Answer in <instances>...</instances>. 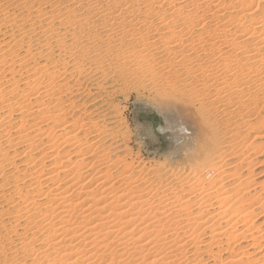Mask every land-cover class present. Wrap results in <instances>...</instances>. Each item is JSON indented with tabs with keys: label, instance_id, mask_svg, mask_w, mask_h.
Listing matches in <instances>:
<instances>
[{
	"label": "bare ground",
	"instance_id": "obj_1",
	"mask_svg": "<svg viewBox=\"0 0 264 264\" xmlns=\"http://www.w3.org/2000/svg\"><path fill=\"white\" fill-rule=\"evenodd\" d=\"M237 1L243 4L239 12L233 11L234 6L227 4L226 0H6L3 8L0 7V16L7 21L6 24H10L11 41L8 45L13 46L7 47L10 48L8 55L19 60L18 67L24 69L30 66L26 58V62L19 58L21 54L17 55L18 50H23L28 57H41L43 54L51 56L58 49L65 56L58 60L51 59L53 56L47 58L46 63H38L30 74L24 73L27 74L25 77L20 78L21 75L17 80L12 78L13 81L4 84L0 81L4 86L0 89V177L3 178V183L0 182V202L4 199L7 203V210H0V222L6 220L14 226L25 219L26 226L31 225L29 230H21V233L15 230V234L21 237L20 253L17 246L7 252L21 254L18 256L23 259L22 264H205L206 254L224 250L223 244L229 247L224 239L230 237L228 240H232L231 235L234 243L246 237L252 241H264V233L256 235L260 232H252L255 228L253 224L242 226V231L234 228L239 221L245 224L255 211H264L263 200L260 202L259 197V200L252 198L258 184L256 179H250L252 174L245 177L239 173L251 167L252 159H248L254 151L258 153L260 149L257 147L261 144L256 141L264 136L261 135L264 133L263 122L251 132L248 128L254 121L244 117V114L249 116L254 113L251 106L257 105V102L264 103V0ZM256 9H261V14H258L261 19L256 18L258 15H254V19L251 17ZM140 15L152 21L147 25H138L137 16ZM24 37L33 40L31 44L25 45ZM134 43V49L129 50V45ZM0 45H4L3 49L8 46L7 43ZM3 49L0 48V53ZM114 52L123 57L117 64V71L126 74L133 83L151 82L149 77L161 73L162 77H159L167 83L183 82L189 78L196 88V91L192 90L196 93L195 96L191 94L193 97L182 94L188 99L172 95L170 98H158V102L149 100L160 107V114L166 123H171L173 128L183 124L185 132H197L195 136L198 139L192 149L193 155L189 154L194 163L188 168L189 172L188 169L185 170L187 173L176 169L174 173L177 174L167 177L166 174L169 175L173 169L171 172L167 170L166 177L157 174L159 181L164 179L166 184L160 186L158 194H155L157 204L154 206L151 204L154 194H150V204L144 198L147 196L139 197L143 185L135 186L132 182L134 178L129 184L124 180L126 186H132V182L136 190H129L134 193L133 196L132 193L125 196L122 194L125 191L117 190L119 184L109 185L106 182L115 176L109 179L101 176L106 172L102 168L106 164L102 161L107 158V154L102 153L101 142L107 138L114 139V134L119 135V132L113 130V133L105 128L106 125H100L93 117L94 112L88 109H82L85 113L84 117L81 116L83 119L80 120L79 116V120L71 119L82 111L71 101L63 105L66 97L63 99L62 96L71 93V89L64 82L60 83L62 87L57 84V89L52 81L54 74L51 70L55 71L58 65V68L65 69L72 63L78 69L80 59H85L96 72ZM44 76H48L50 81L39 96L37 88L41 87L39 84ZM20 83L25 85V90L20 89ZM178 85L181 86L180 83ZM170 108L189 112L190 119L191 116L196 117V121H192L194 126L189 124L190 119L177 124L171 119L173 112ZM67 117H70L71 123ZM55 128L63 136L61 140L53 135ZM248 131L251 133L246 134ZM250 134H254L251 135L254 141L246 144ZM59 147L68 148L67 154H54ZM8 149L27 157L30 163H26L30 165L18 169L13 157H9ZM36 151L41 153L34 156ZM69 151L77 153L74 159L68 158ZM86 154L94 159V163H90L94 167L92 176L86 168L89 162ZM113 163H109L110 167ZM159 167L162 168L161 165ZM85 168L87 170L84 171ZM5 169L12 170V177L5 178L6 174H10L5 173ZM122 172L119 171V174L123 175ZM139 177L138 181L142 183ZM26 179L29 184L27 190L20 183ZM217 181L220 186L216 185ZM228 183L230 189L219 193ZM156 185L159 186V183ZM185 187L191 191L189 196L185 195L188 194ZM4 194H11V197L5 199ZM238 215V219L233 218ZM44 225L50 227L45 231L52 229L51 233L37 238L35 231L45 228ZM234 253L227 264H242L243 252ZM14 259L10 262L4 260L13 264ZM221 262L225 263L224 259Z\"/></svg>",
	"mask_w": 264,
	"mask_h": 264
},
{
	"label": "rangeland",
	"instance_id": "obj_2",
	"mask_svg": "<svg viewBox=\"0 0 264 264\" xmlns=\"http://www.w3.org/2000/svg\"><path fill=\"white\" fill-rule=\"evenodd\" d=\"M182 0H177V2H181ZM226 1H228L227 2V4H231L232 6H234V8L232 9L233 11H234V9H235V11H240L239 9H241L240 7H243L242 5V3L240 2L239 3V1H237V0H233V2H235V3H233L232 2V0H226ZM229 2H231V3H229ZM5 3H6V0H0V7H2L3 8V6L5 5ZM236 4V5H235ZM240 4V5H239ZM242 4V5H241ZM256 11V12H255ZM255 11H253V13H252V15H251V17L253 18L254 17V15H258V14H261V9H256ZM259 13H258V12ZM252 12V11H251ZM192 15H194L195 16V14H192ZM255 16V17H256ZM138 17V19L140 20H138V23H140V24H138V25H147V24H149L151 21H152V19L151 18H148V17H146L145 18V16H141L140 15V17L139 16H137ZM254 17V18H255ZM261 17V15H258L256 18H260ZM253 18V19H254ZM261 19V18H260ZM145 22H144V21ZM147 20V21H146ZM151 20V21H150ZM6 22L7 21H3L2 20V17L0 16V42L3 44V43H7V45L10 43V41H11V38H10V34H11V28L9 27V25L10 24H6ZM141 23H143V24H141ZM159 30H161V29H159ZM4 36V37H3ZM25 39H24V44L26 45V44H31V42L33 41V40H31V41H29L28 40V38L27 37H24ZM25 40H27V41H25ZM9 41V42H8ZM29 42V43H28ZM0 43V44H1ZM13 46V44H11V45H8V46H6V48L7 47H12ZM29 46V45H28ZM133 46H135V43H134V45L132 44V45H129V48H131V49H129V50H133L134 48H133ZM0 48L1 49H3L4 48V45L3 46H1L0 45ZM3 49L4 51H1V53H0V62H4V63H6V64H4L3 62V64L1 63L0 64V81L1 82H3V84L5 83V82H11V81H13L12 80V78L14 79V80H17V78H19L21 75V77L20 78H22V77H25V76H27V74H28V72H29V74H30V72L32 71V69L34 68V67H36L37 66V64L38 65H40L41 63L43 64V62L44 63H46L48 60H47V58H51V56H53L51 59H53V60H55L56 58H57V60L62 56V57H65V56H63V52L62 51H60V50H58V49H55V51L53 52V55H51V56H47L46 54H43V56H41V57H28L26 54H24L23 53V50H18L19 52V54L17 53V55H20L21 57H19V58H22L25 62L28 60V63H27V65H30L29 67H27V68H24L23 69V67H18L19 66V60H16L13 56H10L9 57V55H8V51L10 50V48H7V49ZM122 52H125V49L123 50H121ZM121 51H118V52H120L121 53ZM57 53V54H56ZM114 54V55H113ZM122 54V53H121ZM3 56V57H2ZM119 55H117L115 52L114 53H112L111 54V56H110V58L108 57L107 59H106V61L104 62H102V68H101V70H99V71H96L95 72V70L93 71L91 68H90V64L88 63V61L87 60H85V59H80V63L79 64H81V65H78V69H75V67L74 66H72V63L71 64H68V66H66L65 67V69L64 68H58L59 67V65H58V67L57 68H55V71H54V69L52 68V72H53V74H54V77L52 78V81L55 83V88H57L58 89V86L56 87V85L57 84H60V83H62V82H64V83H67L68 85H69V90H70V92L71 93H68V94H63V99L66 97V99H64L63 101L64 102H62L63 103V105H66L67 104V102L68 101H71V102H73L75 105L77 104V106H79L80 107V109H81V111H82V109L84 110V111H87V109L88 110H90V111H93L94 112V115H93V117L95 118V119H97V121L100 123V125L102 124V126L104 127V125H106L105 126V128L106 127H108V128H106L107 130H110V131H112L113 132V130L117 133V132H119V135L118 134H114L115 135V138L114 139H111V138H107L105 141H102L101 142V149H102V153H104V154H107V158L106 157H104L103 158V161L102 162H105V164H106V166L104 165V167L102 166V168H103V171H106L107 172V170H108V172H107V174H102L101 176L103 177V176H105V177H107V179H109V177L111 178V177H113V176H115L116 177V179H114L115 177H113V179H114V181H113V179H112V181H111V179H109L110 180V182H109V180H106V182L109 184H114V185H116V183H117V190H118V188L120 189V191H127L126 193L124 192V193H122V194H125V196H130L131 195V193L132 192H130L132 189H133V191L135 192L136 190H135V186L137 185V186H142L143 185V187H141V189H140V191L142 190H145V192L143 191H139L140 192V194H139V192L137 193V194H139V197H141V196H149V198H147V197H144L147 201H148V203L150 204V202H151V200H149V199H152V197H154L153 199L154 200H152V205L154 206V205H156L157 204V199H156V197H155V194H158V192H159V187L161 186V187H163V186H165V184H166V182H165V180L163 179V180H161V182L159 181L160 179L157 177V174H159V175H164L165 176V174L166 173H169V171L171 172V170H173L169 175L168 174H166V176L168 177V176H171L172 175V173H174V172H177V170L176 169H178V172H181V170L183 171V173L185 172V173H187V172H189V169L188 168H190V167H193L194 166V163H192V161H191V159H190V156H189V154L190 155H193V153H194V150H192L193 149V147H194V144H195V142L196 141H198V139H197V137L195 136L196 134H197V132H193V133H188V132H185V126L182 124V127L180 126V124L179 123H185L186 122V120L188 119V121H189V119H190V115H189V112H187V111H178L179 110V108L178 109H172V108H170V111H172L173 113L171 114V119L173 120V121H175V122H177V124H179V125H176V126H178V127H180V129H178V127H175V128H173V126H171L170 124L171 123H166L165 121H164V118H163V116L160 114V107L157 105V104H154V102H151V101H149V100H155V102H158V101H160V100H158V98L159 99H162L163 97H167V98H170L172 95V97H178L179 96V98L181 99H188V98H185L184 96H189V98H190V96L191 97H193V96H195L196 95V93H195V91H196V88H194L193 86V81H191L189 78H187V80H185V81H189V82H192V83H189L188 82V84H186V82L185 81H183V82H180V81H176V82H170V83H167L166 81H164V79H161L160 77H162V74L161 73H158L157 75H154V76H151V77H149V79L150 80H152L151 82H144L143 83V81H142V83L140 82V83H133V82H131L130 81V79H128L127 77H126V74H121L120 73V71H117L118 69H117V64L118 63H121V61L123 60V59H121V58H123V57H118ZM24 57V58H23ZM28 57V58H27ZM6 58V59H5ZM11 58V59H10ZM12 58H14L13 60H12ZM27 60H26V59ZM33 58H35V61L33 60L32 61V59ZM112 58V59H111ZM9 59V60H8ZM119 59V60H118ZM121 59V60H120ZM10 60H12L13 61V63L10 61ZM83 60V61H82ZM37 61V62H36ZM82 61V62H81ZM109 61V62H108ZM115 61V62H114ZM85 62V63H84ZM108 62V63H107ZM112 62V63H111ZM18 63V64H17ZM104 63V64H103ZM106 63V64H105ZM11 66H10V65ZM32 64H34V65H32ZM89 64V65H88ZM6 65V66H5ZM15 67H13V66ZM87 65V66H86ZM1 67H2V69H1ZM3 67H4V69H3ZM10 67V68H9ZM13 67V68H12ZM73 67V68H72ZM13 69V70H10V69ZM18 68H20V69H18ZM107 68V69H106ZM7 69V70H6ZM35 69V68H34ZM64 69V70H63ZM90 69V70H89ZM103 69V70H102ZM8 70H10V71H8ZM30 70V71H29ZM57 70V71H56ZM63 70V71H62ZM70 70V71H69ZM12 71V72H11ZM15 71V72H14ZM62 71V72H61ZM69 71V72H68ZM115 71V72H114ZM8 74H7V73ZM9 72H11V73H9ZM27 72V74H25L24 75V73H26ZM12 73H14V74H12ZM23 73V74H22ZM106 73V74H105ZM6 74V75H5ZM62 76H61V75ZM93 74V75H92ZM100 74V75H99ZM4 75H5V77L7 78V80H6V78L4 77ZM59 76V77H58ZM61 76V77H60ZM103 76V77H102ZM105 76V77H104ZM160 76V77H159ZM97 77V78H96ZM163 77H165V76H163ZM2 78V79H1ZM4 78V79H3ZM44 78H46L45 80H44ZM61 78V79H60ZM64 78V79H63ZM118 78V79H117ZM152 78V79H151ZM154 78V79H153ZM9 79H10V81H9ZM54 79H56L57 81H55ZM148 79V80H149ZM189 79V80H188ZM6 80V81H5ZM105 80V81H104ZM45 81V82H44ZM47 81V82H46ZM48 81H50V79H48V76H44L43 77V80L41 81V83L39 84L41 87H39V88H37L38 90H39V92H38V95L39 96H41L42 94H40V93H42L46 88H47V86H48ZM66 81V82H65ZM79 81V82H78ZM43 82V83H42ZM57 82V83H56ZM156 82H157V84H156ZM46 83V84H45ZM64 83H62V84H64ZM78 83V84H77ZM171 83H172V85H171ZM180 83V85L181 86H179L178 84ZM182 83H184V84H182ZM2 83H0V86L1 85H3ZM42 84V85H41ZM46 86H45V85ZM62 84H60V86L62 87ZM126 84V85H125ZM134 84H138L137 86L138 87H136V85H135V87H134ZM139 84H140V86H139ZM154 84V85H153ZM178 85V86H174V85ZM198 84V83H197ZM43 85H44V87H43ZM183 85H184V87H183ZM193 85V86H192ZM25 85H23V84H21L20 83V89H22V90H25L26 89V87H24ZM161 86V87H160ZM188 86H190V87H188ZM35 88L37 87V86H34ZM73 87V88H72ZM171 89H170V88ZM185 87L187 88V89H185ZM2 88H4V86H1L0 87V89H2ZM41 88V89H40ZM54 88V91L56 92V90L57 89H55ZM175 88V89H174ZM191 88V89H190ZM194 88V89H193ZM64 89V88H63ZM67 88H65V90H66ZM184 89V90H183ZM42 90V91H41ZM171 90V91H170ZM189 90V91H188ZM192 90H195V91H192ZM41 91V92H40ZM76 91V92H75ZM79 91V92H78ZM156 91V92H155ZM158 91V92H157ZM178 91V92H177ZM184 91V92H183ZM188 91V92H187ZM166 92V93H165ZM177 93L176 95H174V93ZM180 92V93H179ZM193 92V93H192ZM56 93H58V92H56ZM155 93V94H154ZM178 93H179V95H178ZM188 93H189V95H188ZM161 94V95H160ZM165 94V95H164ZM184 94H186V95H183ZM193 96H192V95ZM65 95V96H64ZM145 95V96H144ZM158 95V96H157ZM182 95V96H181ZM68 96V97H67ZM149 96V97H148ZM145 97V98H144ZM162 97V98H161ZM69 100H68V99ZM79 98V99H78ZM154 98V99H153ZM157 98V99H156ZM148 100V101H147ZM243 100V102L245 101V99H242ZM41 102H42V100H40ZM66 103V104H65ZM85 104V105H84ZM92 104V105H91ZM252 104H254V103H252ZM257 105H253V106H251V110L255 113H250V114H248L249 116H247V114H244V117H245V119H250V120H253L254 122H252L251 121V126H252V130H251V126L248 128V130H250L251 132H253V130H255L258 126H260L259 125V123H264V120L262 121V119H264V108L262 107L263 105H264V103H262L261 104V102H257L256 103ZM81 105V106H80ZM260 105H262V106H260ZM52 105L50 104V107H51ZM86 108H84V107ZM114 106V107H113ZM257 106V107H256ZM97 107V108H96ZM92 109V110H91ZM95 109V110H94ZM100 110V111H99ZM84 111H82L81 112V114H77V115H75V116H73V117H71V114H72V112L70 111V117H71V119H73V120H81V119H83V117H84V115H85V113H84ZM113 112V113H112ZM84 113V114H83ZM244 112H242V114H243ZM121 114V115H120ZM108 117H107V116ZM110 115V116H109ZM172 115H174V118L172 117ZM77 116V117H76ZM78 116H79V119H77L78 118ZM81 116H83V117H81ZM176 116V117H175ZM70 117L67 119L68 121H70V123L72 122L71 121V119H70ZM75 117H76V119H75ZM106 117V118H105ZM189 117V118H188ZM103 118V119H102ZM110 121H108V120ZM192 119V120H191ZM191 119H190V121H189V124L191 125V127L192 126H194V123L195 122H192L193 120L194 121H196L195 119H197L196 117H194L193 116V118H192V116H191ZM260 120L259 122L258 121H256V120ZM257 124H256V123ZM106 123H108V124H106ZM255 123V124H254ZM169 125V126H168ZM253 125L255 126V128L253 129ZM166 126H168V127H172L171 129L170 128H168V127H166ZM112 129H111V128ZM115 128H117V129H115ZM163 128V130L161 131V129ZM173 129V130H172ZM178 129V130H177ZM58 129L57 128H55L52 132L53 133H55V134H53L54 136H56V138L57 139H59V140H61V138L60 137H63V136H60L59 135V131H57ZM172 130V131H171ZM106 131V130H105ZM180 131V132H179ZM182 131H184V132H182ZM115 132H113V133H115ZM174 132V133H173ZM251 132H247L246 134H248V133H251ZM187 133H188V135H187ZM57 135H59V136H57ZM107 135H109V134H105V136H107ZM178 135V136H177ZM251 135H254V134H250V136H249V138L247 137V139H246V144H248V143H250L251 142V140H253V138L251 137ZM261 135H264V133L263 134H261ZM104 136V137H105ZM110 136V135H109ZM118 138H117V137ZM117 138V139H116ZM123 140H122V139ZM177 138H179V139H177ZM175 139L177 140V141H175ZM194 139V140H193ZM122 140V141H121ZM258 141H256V143L258 144V143H260L261 145H258V146H260V147H257V148H259L260 150L258 151V153H256V151H254L255 153H253V154H251L250 155V159H248V160H251L252 159V164H251V167L248 169V170H241V171H239V173H241L243 176H245V177H250V175L252 174L253 176L250 178V179H256L255 181H256V183H258V184H256L257 185V187H256V191L254 192V194L252 195L253 197V199H256L257 198V200H259L258 199V197L260 198V202H261V200H263L262 202L264 203V192L262 191V190H264V136H260L258 139H257ZM124 141V142H123ZM254 141V140H253ZM44 143V142H43ZM263 143V144H262ZM45 144V143H44ZM219 145H220V143H219ZM111 147V148H110ZM218 147V146H217ZM127 148V149H126ZM256 148V149H257ZM68 148H62V147H59V148H57L55 151H54V154H60V156H62V155H64V154H67V152H66V150H67ZM105 152H104V151ZM258 150V149H257ZM8 151V153H9V157H13V159L15 160V165H16V167L18 168V169H24L25 167L24 166H29L30 164V160H28L27 161V157H25V156H23V155H20L19 156V154L17 155V153L16 154H14L13 152L14 151H11L10 149H8L7 150ZM68 151V150H67ZM262 151V152H261ZM12 152V153H11ZM41 153L40 151H36V152H34L33 154H34V156H36L37 154H39V153ZM44 152V151H43ZM69 153L71 154L70 155V157H69ZM94 153V152H93ZM12 154V155H11ZM44 154V153H43ZM77 153H74V151H69L68 152V158H71L72 157V159H74L75 158V155H76ZM111 154V155H110ZM263 154V155H262ZM11 155V156H10ZM17 155V157H16V159L14 158V156H16ZM88 154H86L85 156H86V159L88 158V160L87 161H89V162H87L88 163V166H89V168L91 169V167H92V169L90 170L89 168H88V166L84 169V171L85 170H87L89 173H90V176H92L93 174H94V167L93 166H91V164H93L94 163V159L93 158H90L89 156H90V154L87 156ZM132 155V156H131ZM255 155V156H254ZM74 156V157H73ZM109 156V157H108ZM25 157V158H24ZM121 157V158H120ZM254 157V158H253ZM18 158V159H17ZM108 159V160H106V159ZM26 159V160H25ZM90 159V160H89ZM93 159V160H92ZM111 159V160H110ZM135 159V160H134ZM202 159V158H201ZM201 159H199V160H201ZM254 159V160H253ZM106 160V161H105ZM141 160V161H140ZM263 160V161H262ZM46 161H48V160H46ZM62 161V160H61ZM93 163H92V162ZM109 161H111V162H109ZM120 161V166H119V164L118 163H116V162H119ZM139 161V162H138ZM26 162H29V163H26ZM114 162V163H113ZM135 162V163H134ZM161 162V163H160ZM256 162V163H255ZM26 163V164H25ZM86 163V164H87ZM91 163V164H90ZM109 163H113V166H114V164L116 163V166H114L116 169H114V167L113 166H111L110 167V164ZM107 164H108V166H107ZM128 164H129V167H128ZM232 164V163H231ZM253 164H254V166H253ZM257 164H258V167H257ZM157 165H158V167H159V165H161L162 166V168L161 167H159V170L160 169H162V172H159V170L157 171V169H158V167H157ZM233 165V164H232ZM91 166V167H90ZM145 166V167H144ZM150 166V167H149ZM154 166V167H153ZM188 166V167H187ZM230 166V165H229ZM252 166H253V168H252ZM20 167V168H19ZM107 169H106V168ZM118 167V168H117ZM123 167H124V169H123ZM128 167V168H127ZM156 167V168H155ZM119 168L123 171H121V170H119ZM127 168V169H126ZM163 168H165V170H163ZM182 168H184V169H182ZM186 168V169H185ZM251 168H252V170H251ZM105 169V170H104ZM113 169H114V171H113ZM151 169V170H150ZM152 169H154V171H156L155 172V174H154V171H152ZM180 169V170H179ZM188 169V170H187ZM93 170V171H92ZM109 170L111 171V172H109ZM125 170H127V171H125ZM141 170V171H140ZM143 170V171H142ZM167 170H169V171H167ZM176 170V171H175ZM185 170H187V172L185 171ZM249 170H251V171H249ZM10 171V172H9ZM12 170L11 169H5V173H10V174H6L5 175V178H10V177H12V173L13 172H11ZM117 171H118V174H117ZM119 171L120 172H122L123 173V175H120L119 174ZM129 171V172H128ZM165 171V172H164ZM167 171V172H166ZM248 171V172H247ZM93 172V173H92ZM151 172H152V174H151ZM95 173H96V170H95ZM110 173V175H108ZM121 173V174H122ZM124 173H126V174H124ZM142 173V174H141ZM148 173V174H147ZM111 174H113V175H111ZM131 174V175H130ZM141 174V175H140ZM145 174V175H144ZM175 174H177V173H174L173 175H175ZM96 175V174H95ZM118 175H120V176H118ZM129 175L131 176V178H129ZM147 175V176H146ZM247 175V176H246ZM249 175V176H248ZM260 175V176H259ZM124 176V177H123ZM138 176H141V181H142V183L140 182V181H138V179H140V177L138 178ZM146 176V177H145ZM149 176H153L151 179H150V177ZM165 176V177H166ZM119 177H121L120 179H117V178H119ZM147 177H149V179L151 180H149L148 181V178ZM104 178V177H103ZM124 178V179H123ZM126 178H128L127 180H126ZM132 178H134V179H132ZM143 178L145 179V180H143ZM157 178H158V180H157ZM1 179H3L2 177H0V182L1 183H3L2 181H1ZM102 179V178H101ZM106 179V178H105ZM130 179V180H129ZM131 179H132V182L134 183V185H133V183L131 182L130 184L132 185V186H126L125 184H126V182H128V184H129V182L131 181ZM136 179V180H135ZM153 179V180H152ZM104 180V179H103ZM116 180V181H115ZM122 180L124 181V182H122ZM129 180V181H128ZM157 180V181H156ZM105 181V180H104ZM121 181V182H120ZM137 181H138V183H137ZM148 181V183H144V182H147ZM163 181V182H162ZM262 181H263V183H262ZM112 182V183H111ZM136 182V183H135ZM156 184H158L159 183V186L158 185H156ZM218 183L216 184L217 186L220 184V182L219 181H217ZM1 183H0V185H1ZM21 183V185L22 186H26L25 188H26V190L28 189V187L27 186H29V184L27 185V183H28V181H27V179L25 180V181H21L20 182ZM125 183V184H124ZM153 183V184H152ZM162 183V184H161ZM261 183V184H260ZM109 184V185H110ZM122 184H123V186H125L124 188H122L123 186H122ZM127 184V185H128ZM141 184V185H140ZM161 184V185H160ZM121 185V188L119 187ZM145 185V186H144ZM228 185V186H227ZM226 186H224V187H222V189H220L219 190V193L222 191V190H227V189H230V187H229V183L227 184ZM134 186V187H133ZM150 186V188L153 190H151L150 188H148ZM155 186V187H154ZM220 186V185H219ZM145 187V188H144ZM160 187V188H161ZM157 188V189H156ZM185 189L187 190L188 188H186L185 187ZM184 189V190H185ZM130 190V191H129ZM185 190V191H186ZM119 191V190H118ZM129 191V192H128ZM147 191V192H146ZM151 191V192H150ZM157 191V192H156ZM188 191V192H187ZM186 192L188 193V194H185V195H187V196H189V194L191 193V191L189 192V190H187ZM185 192V193H186ZM5 193H7V192H5ZM146 193H149L148 195L146 194ZM152 193V195H150ZM9 195H11V194H4V196H5V199H9L10 197H9ZM134 195V193H132V196ZM184 195V196H185ZM255 195V196H254ZM150 196H152V197H150ZM12 197H14V196H12ZM256 197V198H255ZM17 197H14V199H16ZM263 198V199H262ZM196 201V200H195ZM153 202H155V204L153 203ZM3 203H5L4 205H3ZM6 201L4 200V199H1V202H0V210H7V208H6ZM45 207H47V205H45ZM216 208V207H215ZM237 217H239V215L238 216H233V218L234 219H238ZM232 218V219H233ZM252 220H253V223H251L252 222ZM242 221H243V219H242ZM8 221H6V220H4V221H2V222H0V264H7V263H5V260L6 261H8V262H10V260H13L14 259V257H15V259H14V262H13V264H16V262H17V264L19 263H21V262H23V259H21V257H19V256H21V254H10V251H8L7 252V250H9L10 248H13V250L14 249H16V246H17V250H19V246H21V237H18V236H20L19 234H15V232L17 231L18 233L20 232H22L23 230H29V227L31 226V225H27L26 226V224L27 223H25L26 222V220L24 219H21V220H19L18 221V223H17V225L16 224H14V226H16V227H14L12 224H10V222H8ZM12 223H15V222H12ZM22 223V224H21ZM254 223H255V226H254ZM4 224H6V225H4ZM241 226H240V225ZM251 224H253V227H255V228H252V232H260V233H258V234H256V235H259V234H262V233H264V211L263 210H258V211H255V214L253 215V216H251V218H249V220H247V222L245 221V224L243 223V222H241V221H239L238 222V224H236L235 225V227L234 228H238V230H241V229H243V227H246V226H250ZM4 225V226H3ZM47 225H49V223H47ZM47 225L45 226V228H41V230H37V231H40V233L39 232H37V231H35V234H36V236L38 235V237L37 238H42V236L43 235H48V234H50L51 232V230L52 229H50V231L47 229L46 231L44 230V229H46V228H50L49 226L47 227ZM239 225V226H238ZM243 226V227H242ZM14 227V228H13ZM258 227V228H257ZM6 228V229H5ZM14 230H13V229ZM28 228V229H27ZM31 228V227H30ZM247 228H251V227H247ZM257 228V229H256ZM225 230V228H222V230ZM256 229V230H255ZM16 230V231H15ZM22 230V231H21ZM251 230V229H250ZM41 231H43V233L41 232ZM44 231H45V233H44ZM242 231V230H241ZM49 232V233H48ZM4 233H5V235H4ZM7 234V235H6ZM42 234V235H41ZM40 235V236H39ZM11 237V238H10ZM231 237H232V242H230V240H228L230 237H227L226 239H227V241H225L226 239H224V242H226V244H229V247L231 246L232 247V245L234 246V247H228V245H225V244H223V249L224 250H219V251H217V250H215L216 252H218V253H214V254H206L205 255V257H204V262H206L205 264H227L230 260H229V257H230V259L232 258V252L234 253L235 251L236 252H238V253H242L243 252V257H242V260H244V261H242V264L245 262V264H264V241H259L258 242V240H253L252 241V239L250 238L249 239V237H246L245 239L243 238L242 239V241L240 240V241H237V242H233L234 241V239H233V236L231 235ZM6 240H8V242L6 241ZM11 240V241H10ZM6 241V242H5ZM229 241V243H227ZM9 242H12V244H10L9 245ZM19 242V243H18ZM256 242H258L257 243V245L256 246H254L255 244L254 243ZM234 243V244H233ZM16 244V245H15ZM15 245V246H14ZM252 245V246H251ZM13 246V247H12ZM225 246H227L226 248H225ZM19 247V248H18ZM227 248H229V249H231V250H227L225 253L223 252L222 254L220 253L221 251H225ZM236 248H238V250L236 249ZM243 248V249H242ZM234 249V250H233ZM236 249V250H235ZM246 249V250H245ZM260 249V251H258ZM233 250V251H232ZM243 250V251H242ZM214 251V252H215ZM239 251H241V252H239ZM19 253H20V250L18 251ZM235 252V253H236ZM235 253H234V255H235ZM5 254V255H4ZM217 254V255H216ZM231 254V255H230ZM15 255V256H14ZM19 255V256H18ZM219 255V256H218ZM222 255V256H221ZM233 255V256H234ZM244 255H246L245 257H244ZM14 256V257H13ZM211 256V257H210ZM215 256V257H214ZM218 256V257H217ZM220 256H221V258H220ZM12 257V258H11ZM209 257V258H208ZM217 257V259L215 260V258ZM227 257V258H226ZM260 257V258H259ZM9 258V259H8ZM211 258V259H210ZM219 258H220V260H219ZM5 259V260H4ZM212 259H214V260H212ZM223 259H224V262L225 263H222L221 261H223ZM218 260V261H217ZM2 261H4V263L2 262ZM19 261V262H18ZM211 261V262H210ZM216 261V262H215ZM220 261V262H219ZM255 261V262H254ZM28 262H30V261H28ZM210 262V263H209ZM218 262V263H217ZM9 264V263H8ZM22 264V263H21Z\"/></svg>",
	"mask_w": 264,
	"mask_h": 264
}]
</instances>
